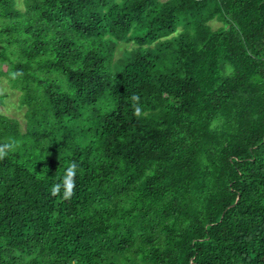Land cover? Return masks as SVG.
I'll use <instances>...</instances> for the list:
<instances>
[{
	"label": "trees",
	"instance_id": "obj_1",
	"mask_svg": "<svg viewBox=\"0 0 264 264\" xmlns=\"http://www.w3.org/2000/svg\"><path fill=\"white\" fill-rule=\"evenodd\" d=\"M22 5L0 0L26 108L0 110V264H264V0Z\"/></svg>",
	"mask_w": 264,
	"mask_h": 264
},
{
	"label": "rangeland",
	"instance_id": "obj_2",
	"mask_svg": "<svg viewBox=\"0 0 264 264\" xmlns=\"http://www.w3.org/2000/svg\"><path fill=\"white\" fill-rule=\"evenodd\" d=\"M16 6L23 8L22 0H16ZM212 27H217L221 24L220 21L214 19L210 21ZM133 44L131 42H118L114 52V60H116L125 49H128ZM6 66H3L5 69ZM0 93H4L3 104L0 105V110L9 116L15 117L20 121L21 128L24 129L25 126V106L20 102V91L13 89L7 83V80L4 76H0Z\"/></svg>",
	"mask_w": 264,
	"mask_h": 264
},
{
	"label": "clouds",
	"instance_id": "obj_3",
	"mask_svg": "<svg viewBox=\"0 0 264 264\" xmlns=\"http://www.w3.org/2000/svg\"><path fill=\"white\" fill-rule=\"evenodd\" d=\"M133 101L138 102L139 96L133 95L131 97ZM133 115L140 117L142 115V108L139 105V103H136L134 106V112ZM17 142L13 141L10 144L0 146V159L4 158V156L7 155V151L11 150L14 146H16ZM79 165L76 161H71L68 165V167L65 170V173L63 177L61 178L60 182L55 183L52 186L51 194L53 196L59 195L61 192V188H63V198L64 199H70L71 196L74 194V190L76 187L75 179L77 175V169Z\"/></svg>",
	"mask_w": 264,
	"mask_h": 264
}]
</instances>
